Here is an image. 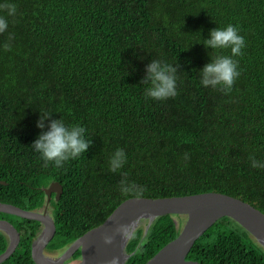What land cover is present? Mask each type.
<instances>
[{"label": "trees", "instance_id": "16d2710c", "mask_svg": "<svg viewBox=\"0 0 264 264\" xmlns=\"http://www.w3.org/2000/svg\"><path fill=\"white\" fill-rule=\"evenodd\" d=\"M4 3H14L17 12L0 34V201L41 210L43 187L54 181L63 186L48 206L56 233L45 251L64 253L132 197L220 192L264 212V169L253 168L249 159H264V0ZM0 15H7L3 7ZM230 23L247 45L234 57L241 75L228 92L203 87L200 70L217 54L203 39ZM155 59L177 68V96H145L151 83L147 66ZM45 114L51 115L41 129ZM62 118L86 127L91 144L62 168L46 166L31 145L52 120ZM118 148L128 161L114 173L108 161ZM121 181L135 183L137 192L123 193ZM0 214L21 234L14 253L0 264H36L32 244L42 224ZM175 216L181 217L159 216L148 229L142 219L126 246L125 264H145L176 238L181 225ZM8 244L0 230V254ZM80 257L77 250L69 259ZM187 259L264 264V248L223 217L195 241Z\"/></svg>", "mask_w": 264, "mask_h": 264}, {"label": "water", "instance_id": "95a60500", "mask_svg": "<svg viewBox=\"0 0 264 264\" xmlns=\"http://www.w3.org/2000/svg\"><path fill=\"white\" fill-rule=\"evenodd\" d=\"M46 203L43 210H27L0 201V212L26 219L37 220L42 231L32 244V256L36 264L65 263L77 250L81 257L72 264H124L130 256L126 246L142 219L148 221L146 229L159 216L174 214L185 220L176 238L169 241L145 264H204L187 259L195 241L216 221L229 217L244 227L264 248V212L254 205L220 192H204L162 198L132 197L122 202L100 224L77 238L58 259L46 255L45 248L56 233V225L48 213L52 195L58 200L63 186L54 181L43 187ZM177 227L179 223L175 219ZM0 230L9 237V244L0 254V263L9 258L20 243L21 234L15 225L0 218ZM110 238V242H109Z\"/></svg>", "mask_w": 264, "mask_h": 264}, {"label": "clouds", "instance_id": "9594fccd", "mask_svg": "<svg viewBox=\"0 0 264 264\" xmlns=\"http://www.w3.org/2000/svg\"><path fill=\"white\" fill-rule=\"evenodd\" d=\"M3 7L7 15H0V34L9 29L8 17L15 16L17 7L14 3H4ZM14 37L9 34V41ZM206 48L216 50L211 62L207 63L200 70V83L203 87L217 88L222 91H231L237 79L241 75L239 61L234 59L243 54L247 47L245 37L240 34L237 25L227 24L224 27H217L210 32L209 38L202 42ZM5 50H10L11 43L4 44ZM230 49L231 55L222 54L223 50ZM150 85L145 90V96L156 101H163L178 95L177 68L166 60L155 59L147 66ZM51 114H45L38 127H45L44 120ZM86 127L80 124H68L65 120H52L47 131L42 132L34 141L31 147L40 154L45 165L54 164L62 168L65 162L75 160L88 151L91 141L87 139ZM185 159H188L185 154ZM251 166L256 169H264V159H257L250 155ZM128 161V156L123 148H118L111 155L108 163L109 169L116 173L121 170ZM138 186L135 183L121 181L120 190L123 193L137 192ZM110 242V238H109Z\"/></svg>", "mask_w": 264, "mask_h": 264}, {"label": "flooded vegetation", "instance_id": "af4514ba", "mask_svg": "<svg viewBox=\"0 0 264 264\" xmlns=\"http://www.w3.org/2000/svg\"><path fill=\"white\" fill-rule=\"evenodd\" d=\"M49 207H50V205H49ZM44 209V207L41 209V210H43ZM48 213L49 214H51V211H50V209L48 208ZM0 218H5V219H7L5 216H3V215H0ZM9 220V219H8ZM10 221V220H9ZM63 252V251H62ZM62 252H51V253H49L48 251H45V253H47V254H49V255H53V256H55L56 258H54L55 260L56 259H58V258H60L61 256H62ZM74 261H76V259H69V260H67L65 263H72V262H74Z\"/></svg>", "mask_w": 264, "mask_h": 264}, {"label": "rangeland", "instance_id": "374dc122", "mask_svg": "<svg viewBox=\"0 0 264 264\" xmlns=\"http://www.w3.org/2000/svg\"><path fill=\"white\" fill-rule=\"evenodd\" d=\"M44 205H45V204H44ZM0 215H1V214H0ZM4 216H6V215L4 214ZM7 216H8V217H11L12 219H16L14 216H11V215H7ZM175 219H176L177 222L179 223V226L182 225L183 222H184V220H185L183 217H178V216H175ZM143 223H144V221L141 222V224H143ZM41 231H42V228H41L40 232H41ZM40 232L38 233L37 236H39ZM37 236H36V237H37ZM46 255L49 256V257H51V258H53V259L56 258L55 256H53V255H49V254H47V253H46ZM126 261H127V260H126ZM75 262H76V261H74V262H72V263H75ZM72 263H71V264H72ZM67 264H70V263H67ZM124 264H125V263H124Z\"/></svg>", "mask_w": 264, "mask_h": 264}]
</instances>
